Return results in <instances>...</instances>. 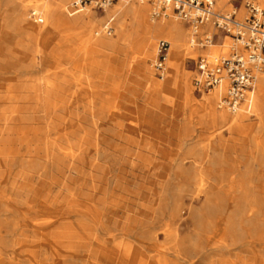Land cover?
I'll list each match as a JSON object with an SVG mask.
<instances>
[{"label":"bare ground","instance_id":"obj_1","mask_svg":"<svg viewBox=\"0 0 264 264\" xmlns=\"http://www.w3.org/2000/svg\"><path fill=\"white\" fill-rule=\"evenodd\" d=\"M30 1L34 6L30 16L33 12L42 13L39 25L32 26L26 19L29 16L25 17ZM69 1L2 0L13 4L7 15L8 20L11 18V23L8 22L7 26L17 27L27 37L32 35L29 37L35 38L41 31L51 32L61 23L63 26H75L82 32L86 31L84 33L89 35L87 39L91 36L94 45L113 49L116 40L102 34L109 27L106 23L102 24L103 18H98L93 8L95 5L87 4L74 9L66 7L65 4ZM117 1H121L124 8L127 4L123 2L130 0ZM135 2L140 5L131 3L132 6L118 18V24L124 18L134 24L136 43L142 50V66L147 68V58L152 55L149 65L154 61L153 66L159 70L160 76L164 75L166 78L163 81L165 85L161 88L168 90L170 85H175L176 94L179 91V95L186 96L189 104L191 96L184 63L187 55L196 54L191 46L192 42H196L192 29L175 20L170 24L166 17L160 16L170 15L179 20L172 10L155 16L153 6L146 0ZM116 6L119 5L116 3ZM119 13L121 11L110 15V19H114ZM245 14L246 10L239 18H243ZM208 24L211 23L206 25ZM158 36L169 40L168 51L162 61L158 59ZM69 38L70 31H63L58 35V39L63 42H68ZM23 42L27 45V40ZM50 46L51 44H47L43 49H38V53L41 52V56H52ZM15 49L12 47L14 54ZM228 50L229 48L213 45L208 54L209 60L216 62L218 57L227 55ZM18 54L20 56L21 52L15 55ZM39 59L41 60L40 55ZM25 64L22 63L24 68ZM22 65V70H28L27 66L24 69ZM21 67L16 71L19 72ZM31 67L32 65L29 66ZM46 67L47 65L45 69L48 70ZM46 70H40V74H46ZM62 72V84L71 85L69 76L68 81L65 80ZM47 74L50 77L42 84L37 83L34 78L36 84L30 86L34 94L32 93L31 98L26 95L27 100L32 101L29 107L32 109L31 113L28 101L26 111L24 105L18 102L24 99L23 92L4 93L5 95L0 93V264H204L205 257L210 253H227L237 249L234 246L243 245H250L249 262L243 264H264V260L260 261L261 258L258 257L262 250L258 249V241L264 242V151L258 150L256 153V148L252 149V153L258 155L245 162L243 170L225 159L228 147H224L225 150L222 151L214 149L207 165L202 169L196 162L185 166L183 160H177L172 167H168L162 162H150L152 165L147 166L145 162L135 159L122 162L113 160L107 169L105 163L98 160L104 156V151L97 147L98 140H101L100 130L92 131L94 134L91 138L83 125L87 116L85 97L88 85L92 83L78 79L75 85H71L74 89L70 87L71 92L64 96L69 85L66 87L60 84V87L59 83H55L51 75L55 78L56 74L52 69ZM38 80L41 81V78ZM151 82L153 87H158V91L160 81L153 78ZM257 82L260 93L252 97L256 98V107L259 108L264 104V70L257 73ZM21 83L15 82L13 86L19 91L22 89ZM25 83L27 84H23L26 85ZM24 85L23 89H28L29 93V85ZM62 87L64 91L58 89ZM222 87H215L212 94L203 96L208 110L204 116H212L220 125L234 120L230 119L225 110H217L215 107L214 98L219 97ZM56 90L60 91H57V97L59 93L63 94V97H59L60 102L52 99ZM72 92L75 94L72 95L73 98L70 95ZM73 101L75 107H69V103ZM250 102L251 100L248 104ZM218 106L228 110L219 103ZM24 111L27 114H23ZM101 117L102 113L98 112L94 123ZM34 118L46 121L41 129L37 127L36 131L39 132L35 133L34 144L29 146L31 148L28 155L32 153L34 158L19 160V149L29 130L23 124L29 121L31 123ZM69 123H73L74 128L67 129ZM191 127L187 123L186 131H190ZM235 127L232 124V128ZM38 133L41 136H37ZM254 140L251 141L255 143ZM157 150L154 148V151ZM18 160L21 168L18 167L19 170L12 175V167ZM199 169L204 170V175L196 173ZM159 170L167 173L153 178L148 176ZM177 170L182 172L183 177L180 179L187 181L176 179L174 172ZM48 171L60 175L47 176ZM136 171H140L139 175H136ZM107 223L113 226L114 233L109 232Z\"/></svg>","mask_w":264,"mask_h":264},{"label":"rangeland","instance_id":"obj_2","mask_svg":"<svg viewBox=\"0 0 264 264\" xmlns=\"http://www.w3.org/2000/svg\"><path fill=\"white\" fill-rule=\"evenodd\" d=\"M72 1L73 0H70L69 2ZM135 1L138 0H130L127 2L122 1L124 4H127V6L124 7L125 9L122 8L123 6L121 5L122 4L121 1H117V0H115L114 2L115 5L113 3L111 6L105 9L96 8L93 5H91V7L93 6V8L95 9L98 18L99 17H100L99 19L103 18L101 20L102 24L104 23L108 24L109 28L104 29L102 34L108 37H112L117 41L114 48L117 47V44L123 45L124 43L128 42L131 49L139 48L141 50V46L138 44V42L136 43L137 35L134 33L135 30L134 24L130 22L128 18H124L122 22L118 24L119 22L118 18H120L123 12L125 13V10L128 9V7L132 6V4L133 5L135 4L136 6H138V4L140 5V3ZM146 1L149 5H152V3L149 0ZM214 1H215V9L219 12L229 11L233 9L235 6H237L230 0H214ZM247 1L264 4V0H243L242 4L240 5V9L238 10V16H242L245 13L244 5ZM69 2H67L65 5L68 8H72ZM31 3L32 2L30 1V4ZM116 3L119 6L121 5L120 6L121 8L119 6L118 8L116 6ZM30 4L28 5L29 8H27L25 11L28 13V14L25 13V17L29 16L28 18H26L28 19L27 21H29V23L32 26H35L38 23H40L41 18H39V16H42L41 15L42 13L40 12L41 13L40 14L37 11V14L35 16H30L31 11L33 10L32 8L34 7L32 4L31 5ZM12 7H13L12 2L4 3L2 2V0H0V25L4 26L6 24L5 23L6 21H4L2 18H4L5 16L7 17V15L11 12ZM62 10L64 11V9ZM117 11H121V13H119V15L115 16V18L111 20L110 19L111 16L115 15ZM160 16L166 17L167 19L166 21H168V23L170 24L174 22L173 20H175V21H179L185 27H188V29L190 28L188 24L181 19L177 20L170 15H168L167 17V15L165 14H161ZM9 23H11V21ZM117 25H119V27H117ZM66 26L67 25L63 26L61 25V23H58L57 27L59 29L56 28L55 30L52 31L50 30L51 32H49V30L41 31L40 33H37L36 41L37 44L40 45L39 47L40 49H43L47 44H51L50 48H52V51L53 49L56 51L65 50L67 54L73 55L75 57L77 56L79 57L80 54H84V56L87 58V59L85 58L76 59L77 62V63L75 62L76 69L71 70L69 68H65L71 65L70 61L66 59V57L58 56L55 62H57V64H60L61 68L57 69L56 71L59 70L58 72L60 73L62 72L61 70H63L62 74L64 73L63 76L66 77V79L65 78L64 79L68 81V76H69V79H71L69 81H71L72 86L75 85L76 83L75 81L78 79L85 80L88 83L89 82L92 83V84L90 83L91 84L90 86L88 85V92L86 93V97H85V101L87 103V116H86L85 124L83 125L85 129L90 133L91 138L94 134L92 133V131L100 130L101 140L100 139L98 140L97 147L101 148L104 151V156L100 157L98 160L102 163H105L107 169L110 168V163L113 160H118L122 162L130 159L131 160L135 159L136 161L139 162H145L147 166L152 165V163L150 162H162L163 165H166L168 167H172L177 160H183L185 166H191L194 162H196L199 163V167L202 169L204 168V166L207 165V160L209 159L210 154L214 149L222 151L225 150L224 147H228L226 150L227 155L225 159L230 163L237 164L238 167L243 170L245 166V162L252 160L253 156L256 157L258 155V154L254 155L255 152L258 153L257 152L258 150L264 151V111H263L264 104L260 105L261 106L259 107L261 109L260 110L258 107H256V100H255L256 98L251 97V102H250L251 104L250 103L248 104V102H246V104L243 103L241 104L238 112L231 113L224 108H219L218 103L220 104L219 101L222 95L220 92L219 97L214 98L215 107L217 108V110H225L228 113V115H230L229 116L230 119L231 120L232 118L234 119L228 124L220 125V123L215 121L214 118H212V116L211 117L209 115L206 117L204 116V114L208 110L206 109L203 96L208 93L212 94L213 93L212 89L215 90L216 88H212L207 92L204 91L198 92L197 90H195L194 87L193 79L197 71L195 70L192 59H197L201 55L208 56V54H210L212 50L213 45H217L219 47L227 48V49L229 48L228 52L226 53L228 54L231 51L233 45V40L230 37L226 36L225 38H223L224 39L223 44L221 45L219 43V40H215L214 44H211L206 47H202L199 43L195 41L191 43V46L196 50V54L187 55L184 63V67L188 75L187 85L189 87V93L191 96V101L189 104H188V98L186 96L182 97L181 95L176 94L174 92L175 85H170L169 86L170 89L168 90L160 89L162 85H165L163 84V81L166 78H164L165 77L164 75L160 76L159 70L156 69L155 66H153L154 61H152V65H149V60L151 59L152 56L150 55L148 56L149 58H147L148 66L145 69H147L152 74V77L155 80L160 81V84L158 85L159 90L156 91L158 87L157 86L153 87L152 82L150 81L147 89L154 88L153 96L160 98L162 100V103L164 102L167 104L163 105L161 102L158 101V99L154 98L155 104L152 105L151 98L146 97L147 94L146 91L145 96L143 98L140 94L135 99V103L129 105L124 101V99L128 95L127 90L125 89L126 80H124L123 78L122 82L119 84L120 76L122 75V68L118 69L116 67H113L116 66L115 64L117 62L116 60L117 58H115V60L111 62L110 65L112 66H104L105 61L99 57V55L103 56L109 53H112L113 55H117L116 51L107 50V47L94 45L91 41L92 40L91 36L90 39H84L83 37L78 36L77 43L70 44V40L73 39L75 35L86 34L84 33L86 31L82 32L79 27H75V26L66 27ZM63 31H70L71 33V38H69L68 42H63L58 39L59 33ZM131 31H133V36L129 37ZM17 32L18 31L16 27L9 29L10 38L11 36L12 37L17 36ZM215 32L216 29L211 24H208L200 30V35L198 39L204 38L205 34L212 35ZM121 33H123L124 36L119 35ZM157 38L158 39H156V42L158 47L161 41H167V42L169 41L167 38L162 36H158ZM119 50L121 52H124L125 47L123 48L121 46L119 47ZM40 53L41 52H39L38 54ZM137 54L138 52L135 49L134 51H130L127 54L128 56L126 57L132 58ZM141 57L142 56H140V59ZM208 58L210 57L208 56ZM218 58L216 59V62ZM158 59L162 60L159 54H158ZM49 63L51 64L52 62L50 61L46 62V64ZM91 63L92 65L89 66ZM85 64L86 65L88 64L87 69L84 68ZM45 65L39 64L38 68H35L34 70L29 69L28 72L30 73L32 71H40ZM133 69L134 68H131L130 71H133ZM1 70L2 69H0V83H1L0 93L5 95L7 93L20 94L23 92L22 94L24 96L22 94L21 95L24 97V99L18 102H20L19 103L20 105H24L23 107H25V105L29 103V105L27 106L29 109V113H31L32 109L30 110L29 107L32 105V101L30 102V99L27 100L28 96L26 97V95H29L30 97L28 98H31V95L33 96L34 94L32 89L30 88V84L25 83L26 85H29L27 87L31 90L28 93L27 87H25L27 90L23 89L24 84L21 83L22 79L20 81L21 78L20 76L13 77V75H9L8 73H6V75L9 76H6L3 73L6 71L5 70L1 71ZM49 70L51 69L48 68L46 72L48 73ZM2 73L3 76L1 77ZM126 73L127 71L124 70L123 74ZM46 74L44 80L47 79V77H49ZM56 78L61 79L59 82V86L60 84L63 86L64 84L62 83L64 81L61 73H60V77L56 76L54 79ZM54 79L52 80L54 81ZM24 80L27 81V78H25ZM26 81H23V83ZM15 82H17L18 84L21 83L22 89L20 88L19 91L18 89H15V87L13 86L14 85L13 83ZM258 84L259 83L257 82L256 89L253 93L254 96L260 93ZM68 85L67 84L64 85L66 87L67 86L69 87V88L67 87L68 89L66 88L67 90L65 89L67 93L64 96L68 95L69 94L68 92H71L69 90L70 87L74 89V87H72L70 83H68ZM63 88L64 87L58 89L59 90L62 89V91H64ZM59 90H56L55 94L58 93L57 91ZM73 92L70 94L71 96L75 95ZM55 94L53 93L54 97L52 96L53 101L60 102L61 99L59 97L61 96L63 97V94L60 95L59 93L58 97L57 94L56 95ZM175 100H177V103L173 105ZM117 101H119L118 105H121L122 110L116 107ZM69 105H70L69 107L72 106L75 107L74 101L73 103L72 102L69 103ZM26 107H25V111L27 110ZM25 111L23 112V114L24 113L27 114V112ZM127 111H131L133 113ZM98 112L102 113V117L95 124L94 121L96 120V115ZM169 114H171L172 116H169ZM199 115H200V122L198 121ZM183 118H187L190 121V123H188L189 126L190 125L192 126L191 127L192 129L190 131H186V128L183 123ZM43 122L44 121H42L41 119L35 120L34 118V121L32 120L31 123L29 121V123L25 122L23 124L27 126L26 129L29 130H28V134L25 136L22 146L19 149V153H18L19 160L21 158H22L21 160H24L23 158L25 159L34 158L33 156H31L32 153H29L30 156L28 155V150L31 148L29 146L34 144V138L36 136L35 133L39 132L36 130L38 128L41 129L45 125L46 121L44 123ZM232 124L234 125V127L236 124L237 127L232 128ZM30 125L32 127H30ZM66 128L67 129L74 128V124L69 123L67 124ZM112 128H115V130L113 131ZM149 130H151L152 132L150 133ZM37 136H41V134L38 133ZM252 139L253 140L255 139L256 142L254 140L255 143H253L251 141ZM154 148L158 150L154 151ZM254 148H256L255 149L256 151L252 153V149ZM19 160L18 163L15 164L16 166L14 165V167H12V172H11L12 175L14 174L13 173L14 171L16 172V170H19L18 167L21 168V164ZM203 171L199 169L196 173L199 176H202L204 175ZM48 172H46L47 176L60 175V173L58 174L57 172H52V171L51 172L48 171ZM135 173L136 175H139L140 171H136ZM166 173L167 172L164 170H159L156 173H152V174L150 173L148 176L149 177L151 176V178H153L156 175L162 176L165 175ZM181 173H182L181 171L177 170L174 172V176L176 177L177 180L181 182L187 181L185 179H180L181 177H183ZM107 227L110 233H114V228L110 223H107ZM258 242H259L258 249L260 250L262 249L258 257L261 258L260 261H263L264 242H262L261 240ZM234 247L235 248L237 247V249L232 250L231 252L226 253V252L215 251L213 253L208 254L205 257L206 261H204V264H210V263L243 264L249 262L250 245L234 246Z\"/></svg>","mask_w":264,"mask_h":264},{"label":"built area","instance_id":"obj_3","mask_svg":"<svg viewBox=\"0 0 264 264\" xmlns=\"http://www.w3.org/2000/svg\"><path fill=\"white\" fill-rule=\"evenodd\" d=\"M115 0H75L70 5L74 9L87 4L105 9ZM154 15L159 16L166 10L184 20L192 29L195 40L202 47L214 44L221 35L233 40L229 54L220 56L217 62H210L208 56L192 59L197 71L193 81L198 92L221 88L220 105L231 112L240 109L241 104L251 100L257 85V73L264 70V4L247 1L244 5L246 14L239 18V7L225 12L215 9L214 0H149ZM233 1V0H230ZM36 14L33 12L32 16ZM211 23L216 32L205 34L198 39L201 27ZM223 43V42H222ZM169 44L161 41L158 54L165 59ZM160 60V61H162Z\"/></svg>","mask_w":264,"mask_h":264},{"label":"crops","instance_id":"obj_4","mask_svg":"<svg viewBox=\"0 0 264 264\" xmlns=\"http://www.w3.org/2000/svg\"><path fill=\"white\" fill-rule=\"evenodd\" d=\"M242 1L243 0H233L232 2L234 3V4H236L238 7H239V9H240V5L242 4ZM4 21H6L5 23V25L4 26H2V25H0V53L1 52H3V54H6V55H3L2 53V55H0V58L2 57V59H0V65L2 66L4 63L6 64H4L2 67L4 68H2V67H0V69H2V70H6V72L8 71L7 69L9 68V71L7 72V73H9L10 75H13L12 73L14 72L15 74L14 75H16V76H19V75H21V74H23L22 76L24 77H22V76H20L21 78H22V82L23 81H26V80H24L25 78H27V76L29 77V79L26 81L27 82V84H30V86L31 85H33V84H36V82L37 83H39V82H41L40 84H42V83H44L43 81H44V77H45V74L44 73H41L40 74V72L41 71H32V72H28V70L29 69H31L32 67V69L34 70L36 67H38V65H39V63H40V65H45L46 64V62L47 61H50V62H52L51 64L49 63V64H46L47 65V69L49 68V69H52L53 70V72H54V74H56L55 75V77L56 76H58L57 74H60L58 71V73L56 72V70L57 69H59V68H61V65L60 64H57V62H55L56 61V59H57V57L58 56H61V57H66V59H68L69 61H70V63H71V65L69 66V67H65V68H69V69H71V70H74V69H76V59H80V58H85V59H87L85 56H84V54H80V56L78 57H75V56H73V55H70V54H67L66 53V51L65 50H62V51H56V50H54L53 49V53H52V56H49V55H40V54H38V49H40L39 47H40V45H38L37 44V41H36V37L34 38V37H29V36H32V35H28V37H29V40H28V37L24 34V32H22L21 30H19L17 27V36H15V37H11L10 38V35H9V29H11L10 27H8L7 26V23L8 22H10L11 21V18H9L10 19V21L8 20V17H4V18H2ZM2 27H3V29H2ZM20 31V32H19ZM5 33V34H1V33ZM119 35H121V36H124V34L123 33H121V34H119ZM78 36L79 37H83L84 39H87V37L89 36L87 33L86 34H82V35H75L74 37H73V39H71L70 40V44L71 43H77V40H78ZM131 36H133V31H131L130 32V34H129V37H131ZM3 37H5V38H3ZM33 38V39H32ZM217 39L216 40H219V43L221 44L222 42H223V38H221V36L220 35H218L217 37H216ZM220 38V39H219ZM10 39V40H9ZM23 40L24 41H26L27 40V42H26V44L27 45H25V44H23L24 42H23ZM129 40V39H128ZM23 42V43H22ZM117 42V41H116ZM25 46H23L22 44ZM8 46H9V48H11L10 50H9V48H8ZM125 47V51L124 52H121L120 50H119V47ZM12 47H14V48H16L15 50V54H17V53H19V52H21V54H20V56H19V54L18 55H15L14 54V52H12ZM6 48V49H5ZM18 49V50H17ZM137 50V52H138V54L137 55H135V56H133L132 58H128V57H126V56H128L127 54L130 52V51H134V50ZM20 50V51H19ZM107 50H111V51H116V53H117V55H113L112 53H109V54H105V55H99V57L102 59V60H104L105 62H104V66H112V65H110L111 64V62H113L114 60H115V58H117L116 60H117V62H116V66H113V67H116V68H118V69H120V68H122V75L120 76V82H119V84L122 82V80H123V78H124V80H126V82H125V89L127 90V96H126V98L124 99V101L126 102V103H128L129 105L130 104H134L135 103V99L137 98V96L138 95H140L141 94V96H142V98L145 96V92L147 91V94H146V97H149V98H151V103H152V105H154L155 104V102H154V98H156V99H158V101L159 102H161L162 103V100L160 99V98H158V97H154L153 96V91H154V88L152 89H147V87H148V84H149V82L153 79V77H152V74L147 70V69H145L143 66H142V62H141V60H140V56H142V53H141V50L139 49V48H134V49H131L130 48V46H129V43L128 42H126V43H124L123 45H118L117 44V47L116 48H111V49H109V48H107ZM7 51H9V52H7ZM18 51V52H17ZM25 52H28V53H25ZM13 53V54H12ZM33 55V56H32ZM39 55H40V58H41V60L39 59ZM7 56V57H6ZM15 56V57H14ZM18 57V59H16L17 57ZM36 56V57H35ZM32 57L34 58L35 57V59L33 60L32 59ZM5 60H4V59ZM29 58V59H28ZM47 58V59H46ZM20 59H21V61H20ZM52 61H51V60ZM15 60V61H14ZM38 60H40L39 61V63H38ZM47 60V61H46ZM11 61V62H10ZM31 61H35L34 63H32ZM24 64V63H26L25 65L27 66V68H28V70H26L25 68H26V66H25V68H24V65H22V63ZM32 63V64H30V63ZM76 62V63H75ZM12 63V64H11ZM38 65H37V64ZM28 64V65H27ZM10 65H12V66H10ZM21 65L23 66V68L25 69V70H22V67H21ZM32 65V67L31 68H29V66H31ZM35 65H37V66H35ZM45 65V66H46ZM92 65V63L89 65V66H91ZM134 65H135V67H134ZM9 66V67H8ZM15 68H14V67ZM17 66V67H16ZM45 66H43L44 67V70H43V68H42V71H45ZM8 67V68H7ZM19 67H21L20 69H19V72L21 73V71L23 72V71H27V73H25V72H23V73H21V74H19V72L18 71H16V70H18V68ZM52 67H54V68H52ZM84 68L85 69H87L88 68V64L86 65L85 64V66H84ZM131 68H134L133 69V71H130L131 70ZM10 70H12L13 72H11L10 73ZM15 70V71H14ZM55 70V71H54ZM124 70H126L127 71V73L126 74H123L124 73ZM50 71V70H49ZM6 72L4 73V74H6ZM37 72V73H36ZM38 72H39V74H38ZM75 72V71H74ZM32 73V74H31ZM38 74V75H34V74ZM131 73H132V75H131ZM18 74V75H17ZM28 74V75H27ZM31 74V75H30ZM44 74V75H43ZM13 75V76H14ZM31 77H30V76ZM33 75H34V77H33ZM41 75H42V77H41ZM47 76H49L50 77V75L49 74H47ZM151 76V77H150ZM52 77H53V79H54V76L52 75ZM59 77H60V75H59ZM34 78H36V82H35V79ZM39 78H41V81L40 80H38ZM157 78H160V77H157ZM34 79V80H33ZM56 80V82L55 83H59L60 82V80H58V78L57 79H54V81ZM32 81V82H31ZM57 81H59V82H57ZM23 84V83H22ZM160 89H162L161 87H160ZM175 91H177L176 89H174ZM174 91V92H175ZM209 91V90H208ZM141 92V93H140ZM204 92H207V91H204ZM176 93V92H175ZM178 93H179V91H178ZM177 93V94H178ZM131 97H133V98H131ZM118 102L119 101H117V103H116V107L117 108H119V109H121L122 110V107H121V105H118ZM177 103V100H175V102L173 103V105L174 104H176ZM163 105H166L167 103H162ZM136 105V104H135ZM172 105V104H171ZM137 107V106H136ZM123 111H125V110H123ZM127 112H130V113H133V112H131V111H127ZM169 116H172L171 114H169ZM199 118H198V121L200 122V115L198 116ZM162 119V118H161ZM164 119V118H163ZM183 123H184V126H186V124L187 123H190V121L187 119V118H183ZM183 126V127H184ZM149 132L151 133L152 131L151 130H149ZM183 134V133H182Z\"/></svg>","mask_w":264,"mask_h":264}]
</instances>
